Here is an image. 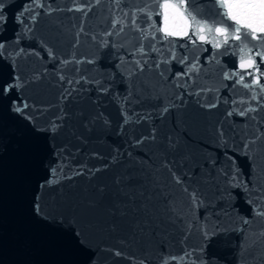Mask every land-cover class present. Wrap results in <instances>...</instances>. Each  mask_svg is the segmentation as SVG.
<instances>
[{
  "label": "water",
  "instance_id": "water-1",
  "mask_svg": "<svg viewBox=\"0 0 264 264\" xmlns=\"http://www.w3.org/2000/svg\"><path fill=\"white\" fill-rule=\"evenodd\" d=\"M30 3L2 0L6 21L0 24V43L5 45L0 88L5 83L19 88L7 96L0 93V264H138L145 258L157 264L160 254L180 255L186 249H196L193 260L202 255L209 264H240L241 251L201 177L196 179L205 203L199 208L175 195L169 197L174 205L166 206V169L155 173L163 178L159 187L151 176H141L142 188L116 182L126 180L127 171L136 173L132 161L150 156L151 163L159 165L168 137L173 141L168 157L204 174L167 77L147 68L141 74L132 63L129 53L139 34L125 29L103 46L113 17L109 9L115 11L112 0L83 5L81 0H47L43 8L25 11ZM78 6L85 8L86 16L69 10ZM64 60L70 62L62 64ZM69 79L80 83L71 85L76 91L65 100ZM142 82L150 98L141 91ZM101 85L108 92L100 93ZM22 103L28 104L25 114L13 111L14 104ZM122 110L133 120L137 114L150 113L151 118L122 127ZM97 112L110 124L89 125ZM53 123L63 126L52 131ZM153 127L155 142L132 143ZM58 166L73 179L58 176V184L42 187ZM96 168L100 171L89 173ZM78 169L84 175H74ZM213 228L216 234L205 241L201 229ZM117 251L122 255H115Z\"/></svg>",
  "mask_w": 264,
  "mask_h": 264
},
{
  "label": "snow or ice",
  "instance_id": "snow-or-ice-1",
  "mask_svg": "<svg viewBox=\"0 0 264 264\" xmlns=\"http://www.w3.org/2000/svg\"><path fill=\"white\" fill-rule=\"evenodd\" d=\"M47 0H31V3L26 7L25 11H33L34 8H43ZM192 4V9L189 10L188 4ZM89 0H81V5L88 4ZM95 3H99V0H95ZM115 5V11L110 22V30L104 32V39L102 44L104 47L109 46L110 41L108 37L113 35L119 36L128 29L132 33H138L139 35L134 37L136 43L133 44L132 50L129 55L133 58L132 63L135 65L139 73H144L147 68L148 71H155L158 76L166 79L165 72L170 69H162L161 65H169L172 61H176L183 66V71H177L172 73L176 81L184 80L185 77L192 79L191 73L199 71V57H193L191 63H189V55L181 54L177 55V47L187 49L186 44L176 45L174 39L169 38H187L188 42L194 47L198 40L201 44H211V46L217 50L222 47L225 48L224 52L212 53L211 59H216L217 55H228L229 53H238V68L233 62V69L231 71L223 70V80H232L231 89L235 92L237 88H242L246 91L239 94V98H225V104H231L232 107L227 111L228 116L246 117V121L243 125L241 133H237L233 130V139L237 135L240 136L242 141L240 145V151L248 155L250 162H252V174L248 180L242 178V173L239 169L233 170L232 157L226 159L230 161L227 168L221 167L220 172L210 171L207 176H201L200 172L195 169H189L186 162L177 160L175 157L169 158L167 150L171 148L173 141L170 137L167 139L166 149L164 150L163 157L160 158L159 165L151 163V157L147 156V159L140 158L137 161H132L136 173L133 171H127L125 177H120L116 181L119 184L122 180L127 187H144V181L141 176H151L159 187L163 181L155 175V173L167 170L168 180L163 181L165 187L169 189L165 200L167 201V207L171 208L174 205L173 200H169L170 196H177L186 202H188L193 208H199L205 203V194L201 189L200 182H197V177H201V182L214 181L218 177H223L224 182L232 188H242L247 194L246 203L252 205L251 212L253 218H264V170L260 172L256 171V165L253 161V156L256 152L264 153V84L261 83V79L264 78V71L261 68L264 67V0H207V3H211L216 11L213 14H205L196 11L198 5L196 0H112ZM125 5H135L134 7H125ZM206 6V5H205ZM2 0H0V24L6 21V15L2 11ZM52 9L49 7V11ZM84 12L85 16L87 11L83 6H78L75 9H69ZM91 8H88L90 11ZM35 13L32 19H35ZM154 16H160L162 19V27L156 26ZM20 19V17H17ZM211 21V23H209ZM228 21H231L229 24ZM83 29L81 28V32ZM191 31V35L189 34ZM157 33H162L161 37H157ZM79 35V34H78ZM95 40L96 37H93ZM162 41H166L167 44L164 47H159ZM234 41L237 43H230ZM256 43H253V42ZM115 47V44L112 45ZM123 46V45H122ZM5 45L0 43V55H3V49ZM49 55H52L51 49L48 50ZM207 51V49H203ZM155 53V57H153ZM259 58V63L257 62ZM70 61L64 60L61 63L67 64ZM123 62V59L121 60ZM88 63H93L89 60ZM217 63L219 61L217 60ZM135 74V73H133ZM251 77V79H248ZM64 79L63 76L60 77ZM69 88L66 89V95L63 99L71 97L72 93L76 91L72 88L73 83L79 84L80 80L73 81L69 79L67 81ZM99 83V81H97ZM13 87L19 88V85L5 83L0 88V93L7 96ZM176 87H187V81L183 85L177 83ZM225 88L229 85L225 84ZM141 91H147L148 97H151V91L148 89V85H141ZM203 91V89H202ZM211 91V89H208ZM100 93L108 92V89L103 85L99 88ZM219 101V98H217ZM254 102V103H253ZM217 103H209L206 105L208 108H215ZM28 108L27 103L19 105L14 104L13 111L18 114H25L24 110ZM163 113L169 111L168 106L163 107ZM124 117L123 125L129 123H136L142 120H148L151 118V114L136 115V119L133 120L132 116L126 111L122 110L121 113ZM61 116H63V110H61ZM96 122H100L107 126L110 121L104 116L103 112H97L94 116L89 118V125H93ZM63 126L61 123H53L51 126L52 131H56L59 127ZM250 130H254L250 134ZM218 135L221 139L227 142L223 128L218 131ZM145 141H156V129L153 127L147 135H141L135 138L132 143L135 146L143 144ZM117 155H119V149H117ZM131 161L132 153L126 154ZM152 155H156L152 153ZM117 157H113L116 159ZM86 167V166H85ZM154 168V172L150 169ZM91 174L94 171H100L99 168L89 169ZM74 175H84L82 170H76ZM58 176H62L66 180L73 179V175L64 172V168L61 166L53 167L51 169V179L46 181L44 186H52L58 184L60 181ZM251 184V187L249 186ZM217 191H219V185H216ZM102 190V189H101ZM164 195L163 191L161 192ZM143 195V192H141ZM37 211L39 212V206L37 205ZM174 218L170 217L171 222ZM240 222L245 227L239 229L244 233V240H249V229L253 219L241 216ZM192 225H188L189 231ZM204 240L208 241L213 235L216 234L217 229L213 228L211 231L201 229ZM256 243L264 244V229L259 232V236L256 240L252 241V244H244L241 246L240 252V264H248L245 259L248 253L249 247L254 246ZM206 247V244L200 248L202 253ZM196 252V249L185 250L182 254L176 255L172 253H162L157 257V264H172L175 261L176 264H209L203 256L197 257L193 260L192 256ZM117 256H121L122 253L117 251ZM261 256L264 257V251L261 252ZM135 264V262H134ZM138 264H151L148 259L139 260ZM259 264H264V259L259 261Z\"/></svg>",
  "mask_w": 264,
  "mask_h": 264
}]
</instances>
